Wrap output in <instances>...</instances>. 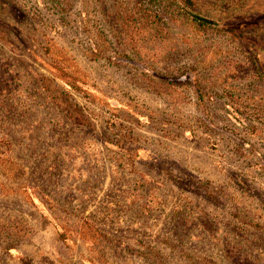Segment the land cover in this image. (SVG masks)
<instances>
[{
  "label": "rangeland",
  "instance_id": "obj_1",
  "mask_svg": "<svg viewBox=\"0 0 264 264\" xmlns=\"http://www.w3.org/2000/svg\"><path fill=\"white\" fill-rule=\"evenodd\" d=\"M8 148L0 264H264V0H0Z\"/></svg>",
  "mask_w": 264,
  "mask_h": 264
},
{
  "label": "trees",
  "instance_id": "obj_2",
  "mask_svg": "<svg viewBox=\"0 0 264 264\" xmlns=\"http://www.w3.org/2000/svg\"><path fill=\"white\" fill-rule=\"evenodd\" d=\"M184 1H185L186 5H192V0H184ZM194 22L196 24V28H198L201 31H207V30L214 29V27L211 25V23L206 21L205 19L202 20V19L196 17V18H194ZM197 93L202 100V94H200V92H197ZM8 147H10V146H8ZM10 151H11L10 148H8V150H5V151H0V163H9V162L14 161L13 158L11 157Z\"/></svg>",
  "mask_w": 264,
  "mask_h": 264
}]
</instances>
